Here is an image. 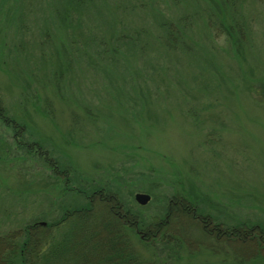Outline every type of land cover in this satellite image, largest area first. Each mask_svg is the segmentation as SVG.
<instances>
[{"label":"rangeland","instance_id":"1","mask_svg":"<svg viewBox=\"0 0 264 264\" xmlns=\"http://www.w3.org/2000/svg\"><path fill=\"white\" fill-rule=\"evenodd\" d=\"M224 1L231 37L206 25ZM0 104L16 122L0 117V259L6 237L91 200L149 223L187 196L249 231L231 242L183 217L146 254L264 264V0H0Z\"/></svg>","mask_w":264,"mask_h":264},{"label":"trees","instance_id":"2","mask_svg":"<svg viewBox=\"0 0 264 264\" xmlns=\"http://www.w3.org/2000/svg\"><path fill=\"white\" fill-rule=\"evenodd\" d=\"M228 4L229 1L222 4L219 2L213 8L208 4L211 13L206 19V25L209 29L212 28V23H216L215 15L221 27L231 37L237 31V23L231 15V19H227ZM165 26L167 23L161 24V27L166 28ZM166 29L164 40L161 36L159 39L162 43L168 42L174 46L175 29L172 22L168 23ZM129 37L134 41L137 38L139 40L140 32H134ZM241 46L243 47V41L234 45L235 56H238ZM0 117L6 123H16L5 114L1 104ZM20 130L15 132L16 138ZM185 198L170 197L164 217L153 218L149 223L140 222L137 215L132 214L123 204H108V198H100L102 205L108 206L107 209L102 208V211L95 209L96 205L101 204L91 200V204L86 207L67 209L59 220L46 227L38 223L26 225L20 242L13 240L11 236L6 237L10 242L6 248L7 255L0 261L4 264H159L156 257L146 254L142 249H152L165 241H171L168 236L178 234L174 231L172 222L183 217L190 220L197 217L202 220L209 218L213 222L212 216L198 212L196 204L187 196ZM243 227L234 226V236L242 239V232L249 231ZM224 230L227 228L224 227ZM203 231L209 236L217 234L205 229Z\"/></svg>","mask_w":264,"mask_h":264},{"label":"flooded vegetation","instance_id":"3","mask_svg":"<svg viewBox=\"0 0 264 264\" xmlns=\"http://www.w3.org/2000/svg\"><path fill=\"white\" fill-rule=\"evenodd\" d=\"M192 214H194V211H192ZM191 221L196 222L198 224V222L202 221L201 226L202 228H204L207 231H212L215 232L217 234H215V237H218L222 239V237H226L225 239L227 241H233V236H234V226L230 227H226L227 230H224V226L222 224L217 225L218 223H213L209 218L202 220L201 218H192ZM222 225V226H221Z\"/></svg>","mask_w":264,"mask_h":264},{"label":"water","instance_id":"4","mask_svg":"<svg viewBox=\"0 0 264 264\" xmlns=\"http://www.w3.org/2000/svg\"><path fill=\"white\" fill-rule=\"evenodd\" d=\"M150 199V196L146 193H137L135 194V200L140 204H146Z\"/></svg>","mask_w":264,"mask_h":264}]
</instances>
